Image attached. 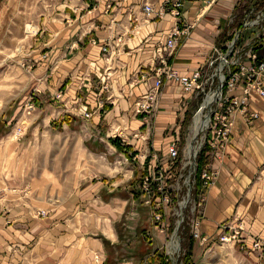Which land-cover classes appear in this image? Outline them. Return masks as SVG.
I'll list each match as a JSON object with an SVG mask.
<instances>
[{
	"label": "crops",
	"instance_id": "obj_1",
	"mask_svg": "<svg viewBox=\"0 0 264 264\" xmlns=\"http://www.w3.org/2000/svg\"><path fill=\"white\" fill-rule=\"evenodd\" d=\"M42 1L46 9L36 18L37 31L30 35L36 68L30 84L13 104L4 110L0 106V148L19 139L12 138L16 126L20 127L16 120L27 98L33 97L38 106L33 121L40 120L32 131L37 126L39 132L42 120L46 126L42 134L51 141L42 140L43 161L36 174L45 179L53 176L54 182L60 179L63 184L70 176V160L80 165L82 151L98 167H105L101 159L113 151L132 161L134 154H140L142 142L131 133L144 129L132 106L162 77L149 141L159 162H164L167 145L180 134L176 124L185 116L192 95L184 93L173 79L160 75L156 50L175 24L190 26L189 34L180 36L167 62L180 74L198 69L205 64L212 46L227 38L228 16L241 0H214L210 4L208 0H180L179 16L171 12L174 0H57L52 6L49 0ZM145 2L155 10L162 8L163 16H146L142 10ZM105 44L109 53L102 51ZM250 99L258 118L246 124L236 114L222 156L208 159L214 180L204 189L200 217V230L207 241L201 245L191 240V264H264V246L260 251L251 248L255 237L264 242V95L252 92ZM84 111L90 112L88 119ZM114 128L126 129L123 149L111 142ZM75 130L78 134L71 136ZM83 131L89 132L88 139L82 138ZM73 142L72 151L66 153V144ZM109 155L111 159L113 154ZM147 158L150 169L155 160ZM14 160L23 164L18 155ZM25 163L26 168L32 165ZM135 163L124 165L128 175L124 179L111 174L120 173L116 165L73 176L72 188L51 208L34 210L26 204L30 181L20 183V190L29 196L16 206L10 203V208H0V264H98L96 255L102 256L101 264H135L125 256H136V261L141 258L145 236L141 234L142 243L130 251L124 239L127 202L133 200L129 183L140 174ZM28 176L33 179L36 175L28 172ZM11 186L10 190L19 189L17 182ZM38 209L46 213L39 215ZM239 222L243 230L237 242L220 244V232H232L223 224L236 227ZM226 249L231 258L223 257ZM144 259L142 264H146Z\"/></svg>",
	"mask_w": 264,
	"mask_h": 264
},
{
	"label": "rangeland",
	"instance_id": "obj_2",
	"mask_svg": "<svg viewBox=\"0 0 264 264\" xmlns=\"http://www.w3.org/2000/svg\"><path fill=\"white\" fill-rule=\"evenodd\" d=\"M55 1L57 0H49L50 6H52V4ZM212 2H214V0H210V2L208 1L207 3L210 4ZM43 4L44 2L42 0H0V106H1V109L3 110L5 109L6 106L13 104V101L17 98L18 94L22 93L23 90L26 89V86L30 84L31 82L30 78L32 75H34L33 71L36 68L35 67L36 64H35V61H33L32 59V45L30 44L31 43L30 38L33 34H29L28 32H26V27L28 24L35 25L36 18L40 16V13L44 12L46 9ZM232 15L234 16V20L233 22H230L229 19H230V16ZM262 18H264V1L241 0L240 3L235 6V10L233 11V13H231L228 16V26H229L230 31L228 33L227 38L223 41L222 44H214L212 48L214 46L225 47L226 43L234 36V33L238 29L241 30V33L239 35L240 36L239 42L243 43L244 40L247 38H250V39L251 38L254 39V37L257 38L256 35L258 33L261 34V29H262L261 25L264 22ZM245 19L253 20V21L262 19L261 20L262 22L260 23V25L254 24V25L247 27L244 30V28L242 27V23L245 22L244 21ZM189 32H190V26L188 29V33H186V35L189 34ZM179 39L175 43L173 52L176 50L179 44L178 43ZM106 46L108 47V50H110L108 44H106ZM212 48H211V51H212ZM255 49L257 52L260 53V55L263 54L261 51L262 48L255 47ZM41 58H42L41 56H38V61H40ZM171 70L180 74L174 68H171ZM164 76L166 77V75ZM28 79L29 81H27ZM104 85L106 84L104 83ZM242 87L245 88L244 86ZM252 92H255L259 95V93L256 92L255 90L249 91V94H248L249 112L255 111L251 108L250 94ZM191 95H192L191 97L192 103L189 105L188 110L187 109L185 110V116H183L180 119V123L176 124L180 126V134H179L180 136H179L176 147H177L178 152H180L179 157H180V160H182L181 163L188 160L187 158L189 156L188 148L197 147L196 144L197 145L199 144V143L194 142L196 140L192 138L195 131L197 130V128L193 130V127L195 125L193 124L194 123L193 116L198 106L200 105V103L203 102L204 93H199L197 94V96L196 94H193V93ZM58 96H60V94H57V97ZM138 99H136L135 102H138ZM29 104L32 105L31 109H27V106ZM158 106H159V102L157 105L156 112L158 111ZM37 107L38 106H36L33 97L31 99L27 98L23 106V110L20 116L16 120V122L18 121L17 125H20V127L16 126V129L14 128L15 129L13 132L14 136H12V138L19 137V139H17V142L15 144L14 143L9 144L10 141H7L6 144L1 145V148H0V187H1L0 188L1 189L0 190V200H1L0 208L2 210L7 209L5 207H8V206H9L8 208H10V205H9L10 203L16 206L19 203L24 202V199L29 196V192H27L26 194L25 191L20 190L21 188L19 187L20 183L26 182V184H28V181H30L31 194H30V197L26 199L27 202L25 200V203L30 205L31 208L35 210L37 209L36 207H42V208L53 207L57 203V201L61 200L64 197V195L67 194L69 190L72 188L73 176H75L76 178L77 175H79L80 173L86 172L87 169H90V171H95V172L99 170L106 171L107 166L116 165L118 167V170L119 168H121V171H119L120 173H116V171H112L111 174L113 175L117 174L116 176H118L119 179H124V178H127L128 176V175L126 176L127 171L125 170L124 165L125 164L128 165L129 162L133 161L139 164V169H138L139 172L140 173L143 172V168H142L143 165L140 164L139 162V159H138L139 156H136L135 154H134V157H132L133 158L132 161L128 160L127 157H125L126 158L125 159L123 156H119L118 153L115 151L108 153L105 156H103L102 154H99L98 156L101 155L104 157L103 159L100 158L101 161H103L102 164H104L105 166L103 168V167H98L95 161L92 160V158L90 159L86 152L82 151V157H81V160L79 161L80 165L75 166L74 164L75 160L74 161L70 160V163H69L70 164V168H69L70 176H67L66 180L63 179V184L61 183L60 179H58L57 182H54L55 179L53 178V176L52 178L45 179L43 175L36 174L37 173L36 167L39 165L41 161H43L40 158L42 140L47 139L48 142H51L49 138H46V136L42 134V131L44 132V130L46 129V126L42 125V120L40 121L41 123L40 127H38L39 132H38V129H36L37 126L34 128L36 130L33 129L34 133L36 134H34L32 131V126H35V122H38L40 120V117H38V119L35 122L33 121L34 120L33 115H34V112H36L35 110ZM133 107H134V104L132 106V112L134 111ZM240 111H234V113L232 114L233 122L231 125V129L234 124L235 115L238 113L241 115V117L243 118V122L246 124H251L255 120L254 119L249 122L248 116L243 115L242 114L243 112L241 111L242 112L241 113ZM87 113H90V112L88 111L83 112V116L85 119H88L91 115L90 114L89 116H86L85 114ZM155 114L153 113L152 123H153V118ZM186 115H187V118H186ZM141 121L143 125H147L144 119H142ZM176 125H173V126L176 127ZM12 127H15V126L12 125ZM231 129L229 132V136L231 134ZM71 132H72L71 136H73V134L74 135L78 134V131L76 130L71 131ZM118 132L125 134L127 138L128 134H126V129H120V128H114L113 137H115V134H117ZM134 132H143L142 134L143 138L140 139V136ZM153 132H154V125H152L150 129L144 126L143 130L140 128V129H136L135 131L131 133L132 138L141 140L142 144L140 148L142 149V151L147 150L145 155L149 157H151L152 154L157 153L154 150H152L151 144L149 141L151 134ZM205 132L206 130L198 134L197 136L198 141L201 140ZM133 135H135L136 137H134ZM81 136L83 139L85 138L88 139V137H90V134L88 131L86 132L83 131ZM10 139L11 138H8V140ZM71 139H73V137H71ZM120 143L124 145L125 142L122 139H120ZM73 144H75V142H73L72 144H66V153H68L70 150L72 151L71 145ZM207 148H208V144L205 141L201 145V149L199 148V150L197 151V155H196L197 163H198V156L200 152L205 150L204 152L206 154L208 151ZM81 150H85V147L83 146V144H81ZM42 152L46 153V150L43 149ZM109 154H113L112 155L113 157H111V159L109 158L110 157ZM17 155L23 161V164L20 162H16L14 160V158H16ZM28 155L30 159H26ZM157 156H158V153H157ZM209 158H213V157H209ZM25 162L31 163L32 165L29 168H26ZM137 163H135L136 167L138 165ZM31 167H33L32 170L30 169ZM197 167H198V164H197ZM126 169H129V168H126ZM28 172H31L32 174H35L36 176H33V179H32V176H28ZM171 172H175V171H171ZM25 173H27V176ZM22 174H25V175H22ZM187 174L188 173L186 174L183 173L182 175H178L177 178H174L173 173L171 174L164 173L165 176L163 178L166 181L165 194L168 198L166 201L165 200L164 201L168 202L166 204L168 207L166 211V216L163 211H162V214H163V220L167 221L163 225L164 226L168 225L166 234H161L158 232V229H157L158 226L156 225L155 222L153 223L151 222L150 228L145 227V229H142V230H140L141 228L136 229L137 225H140V224L142 225V221H146V222L148 221L147 217H145L147 216V212L145 208L143 207L144 204H142V206L140 205V202H142L140 200L141 196L138 197L137 199L133 198V200L131 199L129 202H127L129 207H128V211L126 212L127 220L125 219V225H124L125 230H126V235L124 238L126 241L125 247L128 249V251H130V248L131 249L138 248L139 245L142 243V240L140 239V237L142 235L145 236L143 237V240L145 242V248L142 249V252H144L143 256L142 257L140 256L141 258H139L137 261H136V256H130V255L125 256L126 258H128V260H131V261L134 260L135 264L136 262L137 264H140L141 263L140 261H142V259L145 258L144 260L146 261V264L147 263L148 264H161L160 263L161 260H159L157 256H154L157 253L153 255L154 250H156V252H158L159 254H163V256L166 257L165 259L166 263L161 261L162 264H173L172 262H177L176 264H180L181 261L183 264L190 263V261L186 259V255H185L186 250L188 249V243H189L188 238H190V236L188 233L187 223L184 220L181 221L179 225H177V228H178L177 235L178 236L176 238H178V241L181 244L180 253H176L174 256L167 253V251H170V246H171L170 242L172 241L171 237L173 234V230L176 226V221L178 219V214H177L178 212L176 211L177 207H175V205H177V202H181V201L186 202L188 199L187 197H185V195H186V192H189V191L191 192V197L188 202H192L194 200L192 198L193 197L192 195L196 193L198 194V192H201V189H202L200 187L201 183L199 187L197 188L196 176H191V177L189 176V179L191 178V180H188L187 184H183V181L185 180V177L187 176ZM15 182H17L18 184L17 187L19 189H16V191L10 190V188L13 187V186L10 187V185H13ZM160 199H163V198H160ZM186 208H187L186 211H188V205ZM37 213L39 215H43L46 213V211L44 209H38ZM148 215H149V212H148ZM131 216L132 218H130ZM142 216H144L145 220H142ZM183 217H185L187 221L186 216L183 215ZM224 225L226 224H223V226ZM143 230H147L149 235L144 234L145 231ZM137 231H138V234H137ZM146 246H147V249H146ZM225 251L226 252L223 254V257L231 258L233 256L232 254H230L228 249H226ZM96 260L98 264H101V262H103V258L100 255H96Z\"/></svg>",
	"mask_w": 264,
	"mask_h": 264
},
{
	"label": "built area",
	"instance_id": "obj_3",
	"mask_svg": "<svg viewBox=\"0 0 264 264\" xmlns=\"http://www.w3.org/2000/svg\"><path fill=\"white\" fill-rule=\"evenodd\" d=\"M172 5V15L179 16L180 12L177 7H181L182 2H180V0H174ZM142 10L146 16L154 14L159 17L164 14L162 8L155 10L154 6L147 2L143 4ZM262 19L264 20V18ZM262 19L255 21L245 19V22L243 21L244 23H242V27L245 30L251 25H260ZM233 20L234 16L232 15L230 16L229 21L233 22ZM261 26V34L258 33L256 35L257 38H247L243 43L239 42L241 30H236L234 36L226 43L225 47L214 46L210 55L207 57L205 64L189 74H178L177 72L172 71V67L169 66L167 62L168 56L173 52L176 41L181 35L188 33L189 26L180 27L178 24H175L171 29L168 38L156 50L157 59L159 60V64L162 65H159L160 68L158 69L160 70V75L164 74L167 79H173L184 93H193L196 94V96L199 93H204L203 102L200 103L193 116V124H196L195 119L198 116V112L201 110V115L199 116L200 122L197 123V130L192 136V138L196 140L194 142L199 144H196L197 147H193V150L192 148H188L189 156L187 157V161L181 163L182 160H180L179 157L180 152H178L176 147L180 135H177L167 145V157L164 162L160 163L156 154L151 155L150 158L155 160V163L146 172L145 161L148 156L145 154L147 150H141L138 155L139 162L143 165L142 168L145 172L140 181V188L145 194L144 204L148 206L150 221L156 223L158 226V232L161 234H166L168 229V225H163L167 221L163 220L162 214L163 211L166 216L168 207L166 205L168 202H165L168 198L165 194L166 181L163 178L165 176L164 173H173L174 178H177L178 175H182L183 173H188L183 181V184H187L188 180H191V178L189 179V176H196V168L198 164L196 160L197 151L199 148L201 149V145L205 141L208 144V151L206 153L208 158H219L222 156L224 146L229 139V132L233 122L232 114L234 111L241 110L243 113L240 112L243 115L248 116L249 122L258 118V113L256 111L249 112L248 110V94L250 90H255L259 95H264V22ZM255 47L262 48L261 51L263 54L260 55ZM102 51L104 53H109L106 44L102 46ZM160 85L161 80L158 78L155 80L153 86L144 95L139 97L138 102L134 103L133 114L141 118V120L144 119L147 123V125L144 126L149 129L153 125L152 116L153 113L155 114L159 102ZM103 87L106 88L107 86L103 85ZM208 96H213L210 103H206ZM31 107L32 105L29 104L27 109H31ZM85 115L89 116L90 113ZM204 130H206L204 136L198 141V134ZM134 133L138 134L140 139L143 138V132ZM115 136L123 141L126 139V135L120 132L115 134ZM133 136L136 137L135 135ZM173 169L175 172H171ZM200 178L202 189L198 194L196 193L192 195L194 200L188 202L191 197V192L189 191L186 192L185 195L188 200L184 202V207H180V202H177V205H175V207H177L176 211H180V214L177 213L178 219L173 230L172 239L178 236L177 225L184 220L188 226L189 236L193 240L201 245L207 241V238L202 236L200 230V217L205 200L204 189L210 186L214 180V172L209 169L207 163L200 171ZM155 195H157L158 198L153 202L152 198ZM187 205L188 211H186ZM183 215L186 216L187 221ZM130 218H132V216ZM222 227L226 229L231 228L232 232L226 233L222 230L218 235L220 244L236 243L243 230L242 222H239L236 227L229 223ZM263 246L264 242L261 238H253L251 245L253 250L260 251L263 249ZM180 251L181 244L178 241V249L173 256L176 253H180ZM167 253H169V251H167ZM172 263L176 264L177 262ZM180 264H183L182 261Z\"/></svg>",
	"mask_w": 264,
	"mask_h": 264
},
{
	"label": "trees",
	"instance_id": "obj_4",
	"mask_svg": "<svg viewBox=\"0 0 264 264\" xmlns=\"http://www.w3.org/2000/svg\"><path fill=\"white\" fill-rule=\"evenodd\" d=\"M260 1H264V0H260ZM188 113V112H187ZM188 115V114H187ZM187 115H186V118H187ZM111 142H112V144L113 145H115V146H117V147H119V148H122L123 149V146L124 145H122L120 142H119V139L117 138V137H113V138H111ZM205 150H203V151H201L200 152V154H199V156H198V167H197V172H196V181H197V188L199 187V185H200V183H201V180H200V170H201V168L207 163V161H208V158H207V156H206V154H205V152H204ZM148 162H149V159L147 158L146 159V161H145V169L147 168V165H148ZM178 162V161H177ZM149 169L147 168L146 170H145V172L146 171H148ZM172 171H174V169L172 170ZM145 172L143 171L142 173H140L139 174V176L137 177V176H135V178L133 179V180H131L130 181V183H129V185H130V190L132 191V194H133V198L134 199H137L138 197H140L141 196V201L142 202H140V205L142 206V204H144V196H145V194H144V192L141 190V188H140V181H141V178H142V176L145 174ZM200 187H201V185H200ZM143 197V198H142ZM158 198V196L157 195H155L152 199H153V202H155V200ZM143 207L145 208V210H146V212H147V216H145V217H147V222L146 221H142V225L140 224V225H137L136 226V228H141L140 230H142V229H145V227L146 228H150V225H151V221H150V219H149V215H148V206L147 205H143ZM142 209V208H141ZM144 218V216H142V220H145V218ZM143 231H145L144 232V234H146L147 233V230H143ZM189 239V243H188V249L186 250V259L187 260H190L191 261V259H190V257H189V255L191 254V237L190 238H188ZM155 253H157L156 255H154ZM153 255L154 256H157V258H159V260H161V261H163V262H165V259H166V257H164L163 256V254H159L158 252H156V250H154V252H153ZM160 261V263L162 264V262ZM166 263V262H165Z\"/></svg>",
	"mask_w": 264,
	"mask_h": 264
},
{
	"label": "bare ground",
	"instance_id": "obj_5",
	"mask_svg": "<svg viewBox=\"0 0 264 264\" xmlns=\"http://www.w3.org/2000/svg\"><path fill=\"white\" fill-rule=\"evenodd\" d=\"M37 31V27L35 25H32V24H28L27 27H26V32H28L29 34H34L35 32ZM213 99V96H208L207 99H206V103H210L211 100ZM201 115V110L198 112V116L196 117V124L199 121V116ZM194 125L193 127V130L197 128V125ZM192 150H193V147H191ZM180 207L183 208L184 207V202L181 201L180 202ZM180 214V211L178 212ZM171 246H170V251L169 253L171 255H173L175 253V251L178 249V239L175 237L172 239V241L170 242Z\"/></svg>",
	"mask_w": 264,
	"mask_h": 264
}]
</instances>
